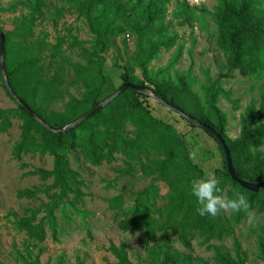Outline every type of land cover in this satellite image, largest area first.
Returning a JSON list of instances; mask_svg holds the SVG:
<instances>
[{"label": "trees", "instance_id": "obj_1", "mask_svg": "<svg viewBox=\"0 0 264 264\" xmlns=\"http://www.w3.org/2000/svg\"><path fill=\"white\" fill-rule=\"evenodd\" d=\"M173 1L75 0L76 13L84 19L91 36L89 51L83 50L89 69L77 72V80L85 82L86 90L81 99L70 100L62 113L44 114L40 110L41 104L36 105V102L40 98L42 103L53 100L56 85L43 79L40 61L48 50L52 51L49 58L52 61L66 41L58 37L55 45H47L42 39L34 38L35 22L47 4L44 0H24L20 5L27 11V16L11 32L0 28L4 37L8 85L17 98L55 130L73 123L124 84L146 87L163 103L218 133L229 150L234 172L240 179L263 182L264 155L260 148L264 145V85L258 89V101L250 102L244 108L239 120L240 132L234 140L226 136V116L218 109L217 103L220 96L228 99L229 94L222 91L220 81L227 79L231 72L254 82L264 78V0H215L216 44L225 56L227 73L215 81L206 75L202 99L192 92L187 74H177L174 80H167L162 77V72L154 74L149 69L161 51H168L176 45L177 36L168 35L171 21L166 23L168 6ZM194 11L196 7L189 6L186 1H176L172 19L178 21L179 27H192ZM60 17L61 13L56 12L55 24ZM124 33L135 39L134 52L124 65L118 66L121 74L116 86L104 75L103 56L111 49L117 50L116 40ZM77 44L82 43L75 39L69 47ZM122 48L126 49L124 41ZM181 51L180 47L178 57ZM175 63L176 59L170 66ZM0 81L10 98L1 73ZM147 99L128 89L90 119L63 134L45 130L18 104L13 110L0 109V135L9 131L11 120L21 122L19 139L12 148V157L19 163V169L29 167L21 163L23 155L52 158L51 170L33 169L27 173L51 183L17 193L18 197L27 200L43 194L49 201L37 208L26 209L22 217L14 219V229L25 236L22 252L15 253L16 264H41L39 258L43 249L37 247L46 241L47 232L53 242H58L55 212L64 204L81 203L83 182L69 165V153L78 150L83 161L93 167L110 164L114 156L120 154L125 158L124 167L118 172L120 176L138 174L150 179L148 187L136 193L129 218L117 221V226L125 232H143L142 240L150 264H191L189 259L171 252L167 245L169 236H176L185 248H189L191 241L200 239L202 245L215 253V264H244L243 259L232 260L222 252V247L210 245L213 240H223L229 233V226L221 213L215 218L200 217L196 213L197 205L191 196L190 184L206 174L196 161L186 137L171 123L153 116L144 104ZM232 104L234 109L238 108L237 102ZM129 126L132 131L125 136L124 131ZM222 170L216 171L215 177L222 193L226 190V199L233 198L234 193L243 194L248 202L247 210L263 215V222L258 227L262 234L258 238V250L264 262V191H245L231 180L225 163ZM158 183L167 187L165 196L160 195ZM159 202L164 204L159 206ZM107 205L118 216L125 205L123 195L112 197ZM242 219L241 211L235 212L233 222L239 224ZM151 241L153 245H149ZM235 247L238 251V245ZM36 248L38 252H35ZM106 251L114 257L116 262L113 264H132L124 244H110Z\"/></svg>", "mask_w": 264, "mask_h": 264}, {"label": "rangeland", "instance_id": "obj_2", "mask_svg": "<svg viewBox=\"0 0 264 264\" xmlns=\"http://www.w3.org/2000/svg\"><path fill=\"white\" fill-rule=\"evenodd\" d=\"M24 0H0V28L5 32L15 30L17 25L27 16V11L20 5ZM47 4L42 15L37 17L34 27V38L42 39L47 45H55L56 39L62 37L65 44L60 53L50 61L52 51L43 53L40 67L46 83L56 85L53 100L46 103L41 98L36 102L44 114L62 113L65 105L72 99L79 100L86 90L85 82L77 80V72L89 69L83 50L89 51L91 36L88 34L84 19L78 17L75 0H44ZM175 0L168 6L166 23L171 21L168 35H176V45L168 51H161L149 65L154 74L162 72V77L174 80L177 74H187L191 90L199 98H203L202 88L206 75L211 81L227 73L224 54L218 49L217 26L214 19L215 0H184L189 6L196 7L192 27L177 26L178 21L172 19ZM56 12L61 17L56 20ZM82 44L69 47L74 40ZM17 41V38H13ZM126 44L123 50L122 42ZM135 39L127 33L117 40V50L111 49L104 58V75L111 84L120 83L119 76L122 66L134 52ZM182 48L178 57L179 48ZM176 59V63L170 66ZM223 92L228 99L220 96L217 107L226 116V136L234 140L240 132L239 120L244 108L250 102L258 101V89L264 85V78L250 81L231 72L227 79L220 81ZM103 98V97H102ZM232 102H237L234 109ZM16 102L10 99L1 86L0 109H16ZM153 116L171 123L176 130L186 137L190 149L207 175L223 171L224 157L218 143L204 131L189 127L185 121L174 116L157 103L147 99L144 103ZM21 122L11 120V128L6 134L0 135V264H16L15 253L22 252L25 236L13 227L14 219L23 216L28 208H37L49 200L46 195H38L33 200L20 198L17 193L25 189L41 188L51 181L42 182L37 176L27 175L33 169L51 170L52 158L40 155H23L21 163L29 167L21 170L19 163L12 157V148L20 136ZM131 127L124 131L125 136ZM124 136V137H125ZM129 136V135H128ZM79 151V150H78ZM78 151L69 153L71 169L80 175L83 182V194L80 204L67 203L55 212L58 221V242H53L49 231L46 241L37 248L43 249L40 255L41 264H113L114 257L106 251L110 244H124L128 259L132 264H150L142 240L143 232L123 231L117 221L127 220L136 193L148 187L150 179L138 174L120 176L125 158L115 155L112 163L90 166L85 163ZM264 155V145L260 148ZM160 195L165 196L168 189L161 183L157 184ZM226 192V190H225ZM225 192L223 196L226 199ZM123 195L125 205L122 212L116 214L108 208L107 201L117 195ZM69 201V199H68ZM67 201V202H68ZM164 202H159L162 206ZM243 219L239 224L233 222L235 212L222 211V218L229 226V233L221 241L213 240L210 245L222 247V252L232 260H244V264H264L258 250V238L262 236L258 227L263 222V215L246 209L241 211ZM41 217V215L39 216ZM157 235H161L158 233ZM149 245H153L151 241ZM167 245L171 252L190 260L191 264H215V253L201 244L200 239L191 241L185 248L176 236H169ZM238 245V251L235 247ZM35 252H38V249Z\"/></svg>", "mask_w": 264, "mask_h": 264}, {"label": "water", "instance_id": "obj_3", "mask_svg": "<svg viewBox=\"0 0 264 264\" xmlns=\"http://www.w3.org/2000/svg\"><path fill=\"white\" fill-rule=\"evenodd\" d=\"M0 73H1V78L3 81V84L6 88L7 93L9 94L10 98L16 102L20 107H22L26 113L35 121L37 122L41 127H43L45 130L49 131L52 134H63L67 131H70L71 129L79 126L81 123L84 121L90 119L92 116H94L96 113L100 112L103 110L107 105H109L111 102H113L119 95H121L124 91L126 90H132L134 93L143 95L147 97L148 99L152 100L154 103H157L161 105L165 110L168 112L172 113L174 116L183 119L187 123L191 124L192 126L204 131L208 135H210L217 143L218 146L223 154L224 157V163H225V168H226V173L229 175L231 180L239 185L242 189L245 191H248L250 193H258L259 191H264V181L263 182H258V183H253V182H248L240 179L234 172L232 162H231V157L229 150L227 146L225 145L223 139L221 136L213 131L211 128L207 127L206 125L200 123L199 121L191 118L190 116L186 115L182 111L173 108L165 103H163L161 100L158 98L154 97L153 94L149 89L146 87H140L132 84H124L121 87H119L116 91H114L109 97L101 101L99 104H97L92 110L87 112L85 115L74 121L73 123L67 125L66 127L60 129V130H55L52 129L49 125L44 123L39 117H37L30 109L29 107L19 98H17L11 88L8 85V82L6 80V75H5V65H4V37L2 33L0 32Z\"/></svg>", "mask_w": 264, "mask_h": 264}, {"label": "clouds", "instance_id": "obj_4", "mask_svg": "<svg viewBox=\"0 0 264 264\" xmlns=\"http://www.w3.org/2000/svg\"><path fill=\"white\" fill-rule=\"evenodd\" d=\"M190 193L195 198L197 205L195 210L200 217L215 218L222 211L239 212L248 207L247 199L243 194L234 193L233 198L225 199L212 172L191 181Z\"/></svg>", "mask_w": 264, "mask_h": 264}]
</instances>
